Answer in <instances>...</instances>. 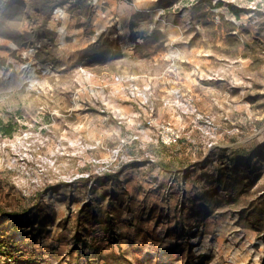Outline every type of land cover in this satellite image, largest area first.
Segmentation results:
<instances>
[{"label":"rangeland","instance_id":"obj_1","mask_svg":"<svg viewBox=\"0 0 264 264\" xmlns=\"http://www.w3.org/2000/svg\"><path fill=\"white\" fill-rule=\"evenodd\" d=\"M17 263L264 264V0H0V264Z\"/></svg>","mask_w":264,"mask_h":264},{"label":"built area","instance_id":"obj_2","mask_svg":"<svg viewBox=\"0 0 264 264\" xmlns=\"http://www.w3.org/2000/svg\"><path fill=\"white\" fill-rule=\"evenodd\" d=\"M113 79L116 83L120 84L121 91L127 100L138 105H143L148 101L146 94L147 89L144 86H139V84L133 80L131 75H115ZM145 126L153 129L157 133L156 140H160L161 143L170 144L178 137V132L172 125L165 123V121H162L155 116H152V114L145 119Z\"/></svg>","mask_w":264,"mask_h":264}]
</instances>
